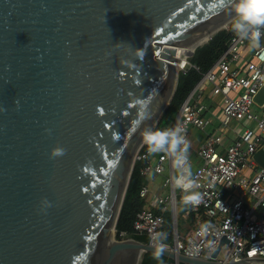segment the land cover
Masks as SVG:
<instances>
[{
    "label": "water",
    "instance_id": "1",
    "mask_svg": "<svg viewBox=\"0 0 264 264\" xmlns=\"http://www.w3.org/2000/svg\"><path fill=\"white\" fill-rule=\"evenodd\" d=\"M232 3L0 0V264H140L154 253L151 243L115 238L142 132L172 100L178 48L228 29ZM133 97L150 100L143 120ZM55 147L65 154L52 158ZM255 160L264 168V145ZM44 199L51 206L41 211ZM173 215L178 228L176 206ZM226 244L210 259L168 248L162 256L254 261L215 260Z\"/></svg>",
    "mask_w": 264,
    "mask_h": 264
},
{
    "label": "built area",
    "instance_id": "2",
    "mask_svg": "<svg viewBox=\"0 0 264 264\" xmlns=\"http://www.w3.org/2000/svg\"><path fill=\"white\" fill-rule=\"evenodd\" d=\"M261 31L264 33V29ZM247 45L248 41L232 36L228 48L181 104L173 125L165 128L183 127L191 144L189 163L198 185L193 191L202 195V202L189 206L185 212L186 217H195L191 238L183 239L174 225L173 209L176 206L178 211V193H184L173 185L176 170L171 158L159 153L152 163L156 154L149 156L144 143L135 157L134 166L141 164L140 174L145 178L164 175L168 169L163 185L171 188L167 195L150 196L148 185L142 187L140 196L148 206L136 216L135 233L149 239L154 232H165V214L171 211L173 230L166 233L172 244L164 242L165 248L190 258L210 259L226 237L229 244L223 245L221 251L225 246L228 250L220 261L252 259L250 264H264L257 261L264 259V168L255 160L264 145V102L259 105L255 101L264 86V34L251 59L244 61ZM179 65L180 72L190 67L200 70L188 58ZM253 106L263 113H254ZM234 121H247L253 126L241 124L235 129L231 126ZM191 130H198L203 138L198 141ZM202 225L209 227L203 231ZM120 235L117 240L131 238L125 232Z\"/></svg>",
    "mask_w": 264,
    "mask_h": 264
},
{
    "label": "clouds",
    "instance_id": "3",
    "mask_svg": "<svg viewBox=\"0 0 264 264\" xmlns=\"http://www.w3.org/2000/svg\"><path fill=\"white\" fill-rule=\"evenodd\" d=\"M232 8L234 16L231 20V31L239 39L248 41L250 49L258 48L261 36L264 34L261 31L264 29V0H233ZM133 53L139 56L144 55L143 49H133ZM149 103L148 98L133 97L129 106L135 107L141 120H143L147 116ZM0 111H5V109L0 108ZM184 133L185 129L179 125L164 130L146 128L142 132V139L149 156L164 153L171 158L176 170L172 182L175 188L184 193L181 198L182 204L184 206H197L202 202V195L198 191H193L198 185L193 178L189 163L191 144ZM65 151L62 147H55L51 151V157L63 156ZM50 206V202L44 199L41 211ZM208 227V225L201 226L203 231H206ZM166 239L167 233L162 231L154 232L149 236L150 243L154 247V258L157 260H160L164 252Z\"/></svg>",
    "mask_w": 264,
    "mask_h": 264
},
{
    "label": "trees",
    "instance_id": "4",
    "mask_svg": "<svg viewBox=\"0 0 264 264\" xmlns=\"http://www.w3.org/2000/svg\"><path fill=\"white\" fill-rule=\"evenodd\" d=\"M235 34L231 31V24L228 29H223L216 33L207 43L196 48L195 52L190 54L188 60L191 65L198 66L200 70L192 67L187 68L186 71H181L178 77V83L172 100L163 113L161 120L154 130H164L166 125L173 122L176 114L192 91L197 82L201 79L202 75L208 72L218 58L225 52L231 41L232 36ZM140 163L134 166L132 176L129 182L125 200L121 209V213L116 226V238L121 239V233L125 232L127 235L139 242L149 243V239L144 235H137L133 229V223L139 212L147 208L148 202L145 198L140 196V191L143 186L147 185V179L140 174ZM179 207V200H178ZM183 211L186 212L188 208L184 207ZM164 230L167 233L172 232V217L171 213L165 214ZM170 241L171 236L167 237ZM171 261L161 256L160 260L154 258L153 252L144 253L140 264H170Z\"/></svg>",
    "mask_w": 264,
    "mask_h": 264
},
{
    "label": "rangeland",
    "instance_id": "5",
    "mask_svg": "<svg viewBox=\"0 0 264 264\" xmlns=\"http://www.w3.org/2000/svg\"><path fill=\"white\" fill-rule=\"evenodd\" d=\"M190 56V55H189ZM188 56V58H189ZM208 101H206L207 103ZM252 111L254 113H258V114H262L263 113V110H261L258 106H253L252 108ZM175 120V119H174ZM241 124L243 125H246V126H253V124H249L247 121H243V122H236L234 121L231 126L235 129H239ZM173 125V122L169 123L168 125H166V127H171ZM192 133L198 135V136H202V133L199 132L198 130H191ZM157 160V154L151 159L152 163H155ZM169 176V170L167 169V171L165 172L164 175H159V176H155V177H148L146 178L147 179V182H148V187L149 185H153L154 189L158 192V194H161V195H167L169 193H171V188L169 187H165L163 185L164 181H165V178ZM150 188V187H149ZM181 198L182 196L178 193V200H179V207H178V233L179 235L182 234V231H183V228L184 227H190L191 225V222H194L191 217H185V211H183V204L181 202ZM186 208H188L189 206H184ZM171 213V217H172V212L169 211ZM167 212V213H169ZM172 225H173V219H172ZM116 238V236H115ZM165 243H168V244H172V240L170 241L169 239H166V241H164ZM228 250V246H225L223 248V250L220 252L219 256H218V259L219 260H223L224 257H225V254Z\"/></svg>",
    "mask_w": 264,
    "mask_h": 264
},
{
    "label": "crops",
    "instance_id": "6",
    "mask_svg": "<svg viewBox=\"0 0 264 264\" xmlns=\"http://www.w3.org/2000/svg\"><path fill=\"white\" fill-rule=\"evenodd\" d=\"M253 50L254 49H250L248 45L244 48V53H243V55H244V61L251 59ZM194 135L196 136V138L198 139V141L203 138V134H202L201 137L198 136V135H196V134H194ZM149 187H150V190H151L150 196L153 195V194L161 195V194H158V192L154 189L153 185L152 186L149 185ZM190 217H191V219L194 222H191V225H190L189 228L188 227H184L183 228L182 234L180 235L183 239L191 238L193 236V230L196 227L195 217L193 215L190 216Z\"/></svg>",
    "mask_w": 264,
    "mask_h": 264
},
{
    "label": "bare ground",
    "instance_id": "7",
    "mask_svg": "<svg viewBox=\"0 0 264 264\" xmlns=\"http://www.w3.org/2000/svg\"><path fill=\"white\" fill-rule=\"evenodd\" d=\"M208 39H209V36L202 38L198 42H195L194 44L190 45L188 48H178L177 56L181 59V61L185 60L186 58H188V56L192 53V51L197 46L204 44ZM175 66H176V70L180 72V65L177 64Z\"/></svg>",
    "mask_w": 264,
    "mask_h": 264
}]
</instances>
